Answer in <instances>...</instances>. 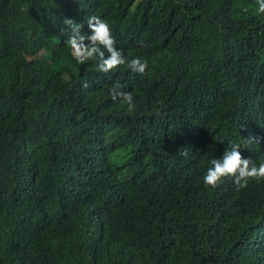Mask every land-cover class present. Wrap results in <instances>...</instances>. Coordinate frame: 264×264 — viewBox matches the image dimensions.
Returning <instances> with one entry per match:
<instances>
[{
    "label": "trees",
    "instance_id": "obj_1",
    "mask_svg": "<svg viewBox=\"0 0 264 264\" xmlns=\"http://www.w3.org/2000/svg\"><path fill=\"white\" fill-rule=\"evenodd\" d=\"M91 15L127 60L148 62L144 74L73 58L63 20L90 34ZM232 59L244 64L228 74ZM263 62L256 0H0V264H235L246 234L260 258L246 218L264 208V181L239 189L245 208L233 178L213 188L203 176L207 135L256 158L264 136L213 125L197 105L209 89L232 100L252 89L261 95L244 100L264 122V79L249 86ZM115 84L132 112L112 99Z\"/></svg>",
    "mask_w": 264,
    "mask_h": 264
},
{
    "label": "clouds",
    "instance_id": "obj_2",
    "mask_svg": "<svg viewBox=\"0 0 264 264\" xmlns=\"http://www.w3.org/2000/svg\"><path fill=\"white\" fill-rule=\"evenodd\" d=\"M256 1L257 12L264 13V0ZM63 24L68 26L65 30L67 33L66 43L71 50L73 58L78 63L84 64L86 61L93 60L96 62V70L101 73L112 72L119 66L127 63L133 72L139 74L145 73L148 62L142 60L140 57L127 60L122 51L116 47V41L110 25L100 16L91 15L88 17L87 24L90 34L82 32V26L73 19L65 18ZM86 41L88 43H86ZM243 64L244 62L232 59L230 72H228V74L231 73V68L243 66ZM249 72H251L249 86L260 83L264 79V62L261 67L255 70L250 68ZM237 79H240V77H237ZM82 87L88 88L89 85L87 82H84ZM119 89V84L112 86L110 90L112 99L114 101L122 99L127 103L125 108H127L129 112H132L136 107L135 103H133L132 94L120 91ZM244 94H249L252 97L261 95L259 93L254 94L252 89H247L241 91L236 100H232L225 90L213 91L209 89L197 106L199 111L206 110L210 112V120L213 125L223 124L226 130L232 129L238 132H245L248 135L264 136V122L260 120L257 110L246 103ZM260 102L264 105V100ZM251 110L254 111L253 121L250 116H247L245 120L235 122L236 118L240 116V113H242L243 116ZM159 114L161 113L159 112L156 115L159 116ZM161 117V120H168L165 114H161ZM231 122L234 123L230 127L227 124ZM161 137L165 144V138L163 136ZM152 139L153 141L157 140L158 136H154ZM206 139L207 144H209V152L213 157L203 176V183L206 187H218L225 177L233 178L237 190L246 188L251 182L264 181V157L256 158L249 149H246V145L243 143L227 144L225 140L220 138V135H207ZM248 141H254V138ZM182 155L187 156V151L183 152ZM112 184L114 185L115 182L113 181ZM235 203L247 208L251 203L250 197L246 192L239 190V195L235 198ZM246 220L253 222L248 226L247 231L253 232L254 230L255 235L260 236L258 242L264 245V234L262 235L259 232L261 226L264 224V208L259 210L256 214L249 216ZM201 229H205L207 234H213L215 232V227L211 225L203 226ZM257 231L259 233H256ZM243 241L245 244L244 251L246 256L242 260L237 258L235 264H239L240 262L258 264L261 262L264 258V246L262 256L256 258L247 253V247L249 250L252 248L250 245L252 240L248 238V234L243 237ZM255 244H258L257 241H255L254 245ZM239 253L242 254L244 252L239 251Z\"/></svg>",
    "mask_w": 264,
    "mask_h": 264
},
{
    "label": "rangeland",
    "instance_id": "obj_3",
    "mask_svg": "<svg viewBox=\"0 0 264 264\" xmlns=\"http://www.w3.org/2000/svg\"><path fill=\"white\" fill-rule=\"evenodd\" d=\"M38 59H44L45 56L43 54H41L39 57H37Z\"/></svg>",
    "mask_w": 264,
    "mask_h": 264
},
{
    "label": "bare ground",
    "instance_id": "obj_4",
    "mask_svg": "<svg viewBox=\"0 0 264 264\" xmlns=\"http://www.w3.org/2000/svg\"><path fill=\"white\" fill-rule=\"evenodd\" d=\"M230 76H231L230 78H232V74Z\"/></svg>",
    "mask_w": 264,
    "mask_h": 264
}]
</instances>
